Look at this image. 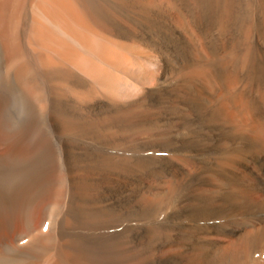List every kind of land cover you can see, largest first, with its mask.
I'll return each instance as SVG.
<instances>
[{
	"label": "bare ground",
	"instance_id": "6f19581e",
	"mask_svg": "<svg viewBox=\"0 0 264 264\" xmlns=\"http://www.w3.org/2000/svg\"><path fill=\"white\" fill-rule=\"evenodd\" d=\"M0 264H264V0H0Z\"/></svg>",
	"mask_w": 264,
	"mask_h": 264
},
{
	"label": "snow or ice",
	"instance_id": "6c2138e0",
	"mask_svg": "<svg viewBox=\"0 0 264 264\" xmlns=\"http://www.w3.org/2000/svg\"><path fill=\"white\" fill-rule=\"evenodd\" d=\"M45 230H47V226H45Z\"/></svg>",
	"mask_w": 264,
	"mask_h": 264
}]
</instances>
